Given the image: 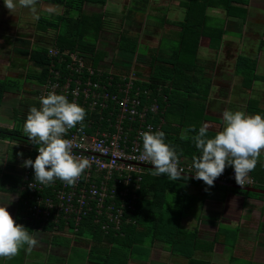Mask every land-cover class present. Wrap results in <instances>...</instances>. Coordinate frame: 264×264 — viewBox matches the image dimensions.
<instances>
[{
    "label": "trees",
    "instance_id": "16d2710c",
    "mask_svg": "<svg viewBox=\"0 0 264 264\" xmlns=\"http://www.w3.org/2000/svg\"><path fill=\"white\" fill-rule=\"evenodd\" d=\"M42 1L61 7L64 11L55 20L39 16L36 20V29L41 32H53L52 44L62 52L80 51L89 54L88 62L96 68L98 64H96V56L102 51L96 47L95 36L100 35L99 33L103 30L105 12L86 13L84 5L89 3L104 6L106 0ZM133 2L135 12H143L150 4V0H133ZM179 4L184 9L182 21L170 22L163 16L159 22V24L178 28L175 37L169 38L172 41L168 40L167 44L164 42H167L166 39L163 37L160 39L158 47L150 56V74L147 82L135 85L142 90H149V98L155 99L159 105L161 114L153 119L148 118L147 122L156 125L160 118L163 119L161 131L165 133L166 143L175 147L179 160L188 159L192 162L193 156H198L199 153L191 139L182 140L180 138L181 132L189 127L199 129L198 122L203 118L206 93L210 88V80L204 76L203 69L197 65L198 45L200 39L205 37L209 39L208 47L217 49L223 35V30L217 27L218 21L208 17L206 10L207 8L222 9L228 18L237 19L243 23L247 16L249 0H184ZM71 14L75 16L70 17ZM127 14L130 15L131 11L127 10ZM92 34H96L91 37L94 41L87 39ZM13 46L29 50V66L36 69V72L33 75L27 74L23 80H31L38 88L46 80V70L50 62L47 50L34 47L29 40L23 38L14 39ZM138 46L137 40L127 37L125 31L120 33L117 41L119 51L136 54ZM255 69V60L243 57L237 60L235 73L242 77L245 88L250 87L255 80H264V77L255 74ZM120 73L114 71V74ZM18 83V79L10 77L0 79V107L6 93L19 95L21 89ZM142 99L145 98L142 97ZM20 103L27 107L38 108L37 102L27 99L21 98ZM247 109H249L248 106ZM260 114L264 116V112ZM191 135L194 133H189V136ZM215 135L216 133L208 131L209 138ZM18 137L28 139L26 134L22 135L18 130L0 127V141L17 140ZM231 169V167H226L223 173L228 174ZM249 175L254 179V188L264 190V168L261 169L256 164ZM189 176L192 175H183L180 180L173 181L165 175L157 176L154 171L150 170L142 177L135 210L129 217V222L121 225L119 232L105 234L90 220L84 219L78 227V232L74 234V238L66 239L53 235L50 237L49 244L68 249L73 257L76 256L73 253L75 248L86 250L81 259L84 264H128L130 261L146 262L149 260L148 248L153 243L159 242L165 245L171 255L186 260L187 264H209L207 261L196 260L194 257L196 236L179 229L181 210L189 206L185 202L189 199L186 194L187 186H206L203 182ZM227 183L234 184L232 181ZM19 185L20 178L11 177L9 174L0 176V192L8 191L18 196ZM228 189L238 195L264 198L259 194ZM171 205H176L178 211L170 209ZM23 213V203L18 199L13 218L17 223L28 228L31 234L37 230H42V232L51 230V228H40L37 224L31 223V218L28 221L25 220ZM68 241L76 246L72 244L68 247Z\"/></svg>",
    "mask_w": 264,
    "mask_h": 264
},
{
    "label": "built area",
    "instance_id": "2783aa9c",
    "mask_svg": "<svg viewBox=\"0 0 264 264\" xmlns=\"http://www.w3.org/2000/svg\"><path fill=\"white\" fill-rule=\"evenodd\" d=\"M45 49L50 62L45 82L35 90L38 108L40 98L51 92L65 95L86 110L83 131H78L77 125L65 139L72 142L73 155L86 158L90 166L71 186L60 180L43 186L34 180L31 167H23L17 194L25 220L31 218L40 228H51L47 231L50 236L66 239L74 238L84 219L105 234L119 232L135 210L143 175L153 169L151 162L142 158V133L161 131L163 119L156 125L147 122L161 114L159 105L149 98V90L135 85L147 81L133 69L114 74L112 67L101 62L92 67L87 53L62 52L52 42ZM28 150L27 159L34 160L37 146ZM179 167L182 175L195 174L188 159L180 160ZM215 181H232L244 188L255 185L249 174L242 185L237 184L233 169Z\"/></svg>",
    "mask_w": 264,
    "mask_h": 264
},
{
    "label": "crops",
    "instance_id": "0c3cea01",
    "mask_svg": "<svg viewBox=\"0 0 264 264\" xmlns=\"http://www.w3.org/2000/svg\"><path fill=\"white\" fill-rule=\"evenodd\" d=\"M41 1L42 0H40V3L42 4L43 1ZM158 1L159 5L156 10L161 12L166 10L165 12H168L169 15L165 17V13L163 12L164 19L170 21L168 18L171 13H173L174 9L168 10L167 4L164 0ZM254 1L257 3L256 6H253ZM113 2L115 1L106 0L104 6H96H98L99 9L100 7H111V3ZM88 5L95 6V4L86 3L84 7ZM148 8H150V4ZM206 15L215 19V21H218L217 27L223 30V35L217 49H210L208 47V38L203 37L199 41L196 55L197 65L203 69L204 76L210 80V88L206 93L202 115L203 118L198 123L200 126L207 123L209 125L208 131L217 134L223 128L221 114L225 110L233 112L241 111L247 115H255L257 112L250 110V100H256L260 104L259 106L264 105L263 96L260 98L259 94V89H261V93L264 94V80H255L250 87L245 88V86H243L242 77L235 73L237 60L241 57L256 61L255 74L257 76H260L258 74V69L261 68V71L264 69L262 66L264 60L262 61L261 58L262 50L264 49V0H249L247 16L243 23L237 19L235 20L238 22L234 21V19L228 18L225 11L219 8H207ZM146 16L149 17L147 14ZM180 21L176 19L171 20V22L175 23ZM167 26L172 27L173 33L178 30V28L174 26ZM234 34L236 36L230 38L226 37V35L231 36ZM131 38L135 39L136 37L131 36ZM161 38H159L155 48L158 47ZM136 40L140 45L138 38H136ZM155 48H149L150 53L142 55L139 52V47L136 54H130L119 51L116 45V49L121 53L119 56L117 53L116 60L110 61L108 65L118 70L133 68L140 79L147 81L150 74V56L153 55V50ZM123 54L133 55L131 61L125 63L124 60L127 55L123 56ZM135 56L140 57L141 61L142 58H146L148 60V66H145L141 61L135 59ZM101 63H104V66H108L105 62ZM260 77H264V75H261ZM25 87L30 94L23 97L10 93H6V96L4 95L3 100L5 97H8V102L10 103L12 101L10 106L11 115H13V111L18 108V111L24 110L25 113H23V115H26L25 118L27 117L31 107L20 105L21 98L36 102V93L34 92L37 89V86L25 85ZM14 96H16V99L13 98ZM247 106L249 109H247ZM11 115L9 116L13 117ZM23 141L24 142H19L22 146L26 147L24 157H22V155L21 157L13 155L11 156L12 161L6 164V156L3 158L0 156V164H4L2 168L7 173L12 174L13 176L15 175L14 177L16 178H20L22 175V164L23 161L27 159L28 149L32 144L28 139H23ZM2 142L4 141H0V143ZM257 165L261 169L264 168V150L261 151L260 156L257 158ZM186 194L189 199L185 202L186 205L189 206L183 209L185 211L184 215L182 213L183 210H181L179 229L196 236L197 243L194 252L196 260H204L209 262V264H228L227 261H224L225 256L228 254V249L234 250L231 248V244L235 240V245H239L241 248L243 247L242 251L249 252H246L249 261L248 263L243 264H264V198L238 195L221 185L219 187L189 185L186 188ZM12 196L11 198L16 201L14 207L15 213L18 196L15 194ZM32 234L34 235V233ZM42 235V238L34 235L38 243L36 246L32 247L33 252L40 251L49 256L51 261L50 264H60L61 260L66 263L70 257L73 258L71 259L73 264H84V262L77 256L73 257V255H70L68 249L60 246H51L47 240V235ZM39 246H43L56 254H52L50 251H47L48 254H46V250L37 249ZM148 252L149 260L146 262L130 261L128 264H163V258L164 264H187L186 260L171 255L165 245L159 242L153 243L148 248ZM64 253L65 255L67 253V255L65 256ZM156 257L160 258L162 261L154 259ZM228 262L229 264H235L233 256L228 259Z\"/></svg>",
    "mask_w": 264,
    "mask_h": 264
},
{
    "label": "clouds",
    "instance_id": "9594fccd",
    "mask_svg": "<svg viewBox=\"0 0 264 264\" xmlns=\"http://www.w3.org/2000/svg\"><path fill=\"white\" fill-rule=\"evenodd\" d=\"M3 2L10 12L19 6L28 9L34 20L39 19L37 0ZM39 103V108L29 109L23 125L26 137L32 143L30 147L37 146L38 155L34 160H24L22 167H31L34 180L43 186H49L56 180L69 186L74 185L90 165L86 158L73 155L72 142L65 139V136L77 125V130L83 131L86 110L78 103L70 102L65 95L51 92L42 96ZM221 115L223 128L214 137L209 138L207 123L202 124L198 130L194 127L182 130L180 137L182 140L191 139L194 143L199 155L192 158L195 171L193 179L203 181L208 187L214 186V181L223 174L226 167L234 170L237 184L242 185L244 178L256 167L257 158L264 150V116L230 110H225ZM189 133L194 135L189 136ZM142 142V158L151 162L155 175H165L173 181L182 178L184 171L179 167L177 151L174 146L166 143L163 131L142 133ZM10 203L0 204V258L8 259L14 257L25 245L32 248L38 243L29 229L17 223L9 214L7 208ZM36 232L47 234L42 230Z\"/></svg>",
    "mask_w": 264,
    "mask_h": 264
},
{
    "label": "rangeland",
    "instance_id": "374dc122",
    "mask_svg": "<svg viewBox=\"0 0 264 264\" xmlns=\"http://www.w3.org/2000/svg\"><path fill=\"white\" fill-rule=\"evenodd\" d=\"M110 1V0H109ZM115 1L111 3V7H99L98 6H85L84 11L86 13L90 12H105L104 13V26L103 30L99 33L100 35L92 34L87 37V39L94 41V38H91L95 36L96 38V47L98 50H101L102 52H99L96 56V64L99 66L100 62H105L107 65L110 63V61H115L121 52H118L116 49L117 41L119 38V35L121 32L125 31L126 36H135L138 38L140 45L139 52L142 55H147L150 53V49H153L157 46L159 38L163 37L167 40L164 41L165 44L168 43V40H171L169 38L175 37V32H172V27H169L164 24H159L160 19L164 16L169 15V13L165 12L166 10H163L162 12L159 10H156L159 5L158 0H151L150 1V8H147L143 10V12H135V5L133 0H112ZM184 0H164V2L167 4V9L171 10L174 9L173 13L169 16V20H182L184 15V9L180 6V2L182 3ZM42 2V1H41ZM161 2V1H160ZM43 4V5H42ZM40 3V0H37L36 9H37V15L42 16L47 19L55 20L59 15H61L64 11L63 8L57 7L45 2ZM257 3L255 1L253 2V6H256ZM126 7V9H125ZM98 8V9H97ZM127 10L131 11V14H127ZM161 12V13H160ZM164 12V13H163ZM75 13V12H71ZM71 14L70 17H73L75 15ZM146 14L149 16L147 17ZM154 18H152V17ZM234 21H237L234 19ZM238 22V21H237ZM53 32H41L36 29V20L32 18V14L29 12L28 9L21 8L17 6L13 11H9L5 5L3 0H0V79H3L4 77H10L13 79H19V87L21 89L19 96L23 97L25 95L30 94V92L27 90L25 85H31L35 86V83L31 80H23L24 77L28 75H33L36 72V69L29 66L28 62V56H29V50L27 49H21L13 46V40L16 38H23L26 40H29L32 45L35 47H48L50 43L53 40ZM236 36L234 35H226V37L230 38ZM135 38V39H136ZM98 40V41H97ZM172 41V40H171ZM142 45V46H141ZM149 48H147V47ZM253 52V51H252ZM127 54H123L125 56ZM259 55V54H258ZM133 55H127L125 56V63H128L131 61V57ZM264 49L262 50V61L264 60ZM135 59L138 61H141L140 57L135 56ZM123 62V63H124ZM142 64L145 66H148V60L146 58H142L141 61ZM264 67V63L262 64ZM106 68H110V65L104 66ZM115 71L118 69L112 67ZM133 69V68H130ZM127 70V69H122ZM258 74L261 76L264 75V69L261 71V68L258 69ZM263 85V84H262ZM34 90V89H33ZM260 90V98L264 94L261 93ZM7 95V94H6ZM5 95V96H6ZM259 96V95H258ZM13 98L16 99V96ZM12 98V99H13ZM12 101L8 102V97H5V99L2 101L1 107H0V127L1 128H7V129H15L20 132V134L24 135V120L26 119L23 113H25L24 110L18 111L19 109L16 108L15 115L13 117H10L11 115V106ZM260 104L256 100H250V110H254L257 113H263L264 112V105L259 106ZM261 110V111H260ZM19 112V113H18ZM27 113V112H26ZM262 115V114H260ZM12 116V115H11ZM24 142L23 139L18 137L17 140H4V142L0 143V156L3 158L6 156V164L10 163L12 161L11 156L18 155L21 157H24L26 147L22 146V144L19 142ZM6 141V143H5ZM9 142V143H7ZM5 159V158H4ZM3 159V160H4ZM4 164H0L1 168V175L2 174H9L11 177H14L12 174L7 173L3 168ZM7 167V166H6ZM19 179V178H18ZM12 195L8 191L0 192V204H6L8 201H11L10 205L8 206L7 210L9 214L13 217L14 213V207L15 202L14 199L11 198ZM13 197V196H12ZM170 209L177 211L176 205L169 207ZM184 210L182 211L184 215ZM43 233L41 232H35L34 235L37 237H43ZM47 235V234H45ZM48 241L50 239L49 235H47ZM148 243V242H147ZM72 244L71 241H68V247H71ZM75 245V244H74ZM76 246V245H75ZM146 245H144L145 247ZM86 247V246H85ZM231 249H228V254L225 256V262H228V259L233 256V259H235V264H243L248 263V256L246 255L245 251L243 250V247L239 245H235V240L231 244ZM40 250H46V254L48 250L47 248H44L43 246H39ZM236 250V251H235ZM86 250L84 249H76L73 251L74 255H76L79 259H82L84 257V252ZM67 252V251H66ZM52 254V251H50ZM249 253V252H247ZM65 255V253H64ZM67 255V253H66ZM65 255V256H66ZM215 258V257H214ZM73 259L72 257L68 258L67 262L60 261V264H73L71 261ZM158 261L160 258L156 257L154 258ZM48 260V261H47ZM155 260V261H156ZM263 261V260H262ZM50 264L51 261L49 259V256L45 255L43 252L37 251L33 252V248H28L27 245H25L23 248H21L18 253L8 259V258H0V264ZM144 263V261H142ZM163 264H164V258H163ZM255 264V263H254Z\"/></svg>",
    "mask_w": 264,
    "mask_h": 264
},
{
    "label": "water",
    "instance_id": "95a60500",
    "mask_svg": "<svg viewBox=\"0 0 264 264\" xmlns=\"http://www.w3.org/2000/svg\"><path fill=\"white\" fill-rule=\"evenodd\" d=\"M189 177H191L193 179V176H189ZM194 180H196V179H194ZM198 181H200V180H198ZM200 182H203V181H200ZM214 185H218V186L221 185V186L226 187V188H232V189H236V190L247 192V193L264 195V191H262V190H258V189H254V188H244V187H240V186L230 184V183H222V182L214 181Z\"/></svg>",
    "mask_w": 264,
    "mask_h": 264
},
{
    "label": "flooded vegetation",
    "instance_id": "af4514ba",
    "mask_svg": "<svg viewBox=\"0 0 264 264\" xmlns=\"http://www.w3.org/2000/svg\"><path fill=\"white\" fill-rule=\"evenodd\" d=\"M17 39H19V38H17Z\"/></svg>",
    "mask_w": 264,
    "mask_h": 264
}]
</instances>
